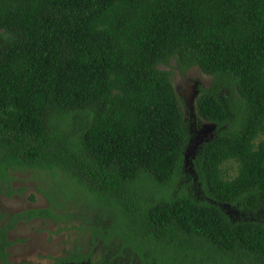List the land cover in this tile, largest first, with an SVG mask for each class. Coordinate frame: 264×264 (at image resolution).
Segmentation results:
<instances>
[{
	"label": "trees",
	"instance_id": "trees-1",
	"mask_svg": "<svg viewBox=\"0 0 264 264\" xmlns=\"http://www.w3.org/2000/svg\"><path fill=\"white\" fill-rule=\"evenodd\" d=\"M194 67L215 133L191 174L172 77ZM16 171L47 206L0 215V264L16 223L79 210L117 251L53 264H264V0H0V192Z\"/></svg>",
	"mask_w": 264,
	"mask_h": 264
},
{
	"label": "rangeland",
	"instance_id": "rangeland-1",
	"mask_svg": "<svg viewBox=\"0 0 264 264\" xmlns=\"http://www.w3.org/2000/svg\"><path fill=\"white\" fill-rule=\"evenodd\" d=\"M178 73L175 72L172 79L176 91L181 97L184 116L191 132V140L185 153V166L186 171L192 174V159L202 148V144L215 133V125L204 121L196 112L197 86L207 87L211 83V76L197 67L191 68L182 76ZM234 169L235 166L228 170L231 176L234 174ZM13 175L14 179L10 185L14 188V192L11 195L3 193L5 189L0 192V215L47 206V201L40 192L45 188H43V181L38 178V174L16 171ZM31 195L34 196L33 200L29 198ZM225 208V211L235 218L237 210L229 206ZM93 219L92 214L79 210L73 223L68 224H57L50 219H33L26 223L18 222L8 231V239L13 241L8 248V259L14 264H53L57 257L69 255L76 250H81L84 253L89 252L92 247L94 257L99 259L104 256L105 259H108L117 251V245L106 249L100 245L92 246L88 232L79 229L81 225L87 226L86 223L92 222ZM74 226L75 228H72ZM64 227L72 229L65 230ZM123 258L127 257L123 256ZM120 261L121 258L116 257L111 264H118Z\"/></svg>",
	"mask_w": 264,
	"mask_h": 264
},
{
	"label": "flooded vegetation",
	"instance_id": "flooded-vegetation-1",
	"mask_svg": "<svg viewBox=\"0 0 264 264\" xmlns=\"http://www.w3.org/2000/svg\"><path fill=\"white\" fill-rule=\"evenodd\" d=\"M122 254H123L122 256H117V257L121 258V261L118 264H140L136 258L132 257L131 254L125 253L124 250L122 251ZM123 256H126L127 258L125 259V258H123Z\"/></svg>",
	"mask_w": 264,
	"mask_h": 264
},
{
	"label": "clouds",
	"instance_id": "clouds-1",
	"mask_svg": "<svg viewBox=\"0 0 264 264\" xmlns=\"http://www.w3.org/2000/svg\"><path fill=\"white\" fill-rule=\"evenodd\" d=\"M176 72H179L178 74L179 75H181L182 76V73L179 71V70H176ZM186 74V73H185ZM175 74H173V76H174ZM173 78V77H172ZM174 86H175V84H174ZM175 90H176V88H175ZM177 92V91H176ZM179 95V94H178ZM180 96V95H179ZM9 241H11V240H9ZM13 243V241H11V244ZM11 246V245H10ZM9 246V247H10ZM8 250V249H7Z\"/></svg>",
	"mask_w": 264,
	"mask_h": 264
}]
</instances>
